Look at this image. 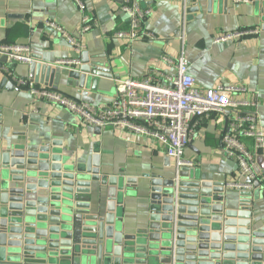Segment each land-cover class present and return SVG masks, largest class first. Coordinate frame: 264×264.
Here are the masks:
<instances>
[{
  "label": "crops",
  "instance_id": "obj_1",
  "mask_svg": "<svg viewBox=\"0 0 264 264\" xmlns=\"http://www.w3.org/2000/svg\"><path fill=\"white\" fill-rule=\"evenodd\" d=\"M252 2L226 0L225 11L219 9L207 14L206 0H202L198 13L182 16L181 4L176 0H144L140 6L149 8L151 15L141 28L155 40L129 43L114 38L116 33L128 30L129 25L127 15L113 0L84 1V13L94 25L86 33H82L81 14L73 0H0V44L27 45L32 59L36 57L38 63L58 67V62L73 60L77 55L64 37L45 25L56 23L68 35L81 40L83 52L92 62L110 69L111 79L98 78L94 86L85 85L81 90L77 82L66 83L63 75L58 80L56 91L95 107L110 104L118 80L150 77L153 82L163 83L175 70L162 63L160 57L167 55L176 59L183 52L188 74L198 89L231 87L234 91L227 96L233 101L256 100L258 117L264 127V33L252 14ZM23 29L27 30L26 36L22 35ZM248 29L256 30L257 35L214 42L220 34ZM28 66L7 61L0 67V82L5 77L13 85L12 90L0 89L2 136L8 138L14 134L11 138L15 142L27 139L32 144L55 141L78 160H85L95 151L100 155L102 173L137 178V187L124 200L122 218L128 233L144 226L146 190L139 184L146 180L141 176L174 173L173 161L158 143L147 137L86 125L64 108L33 100L11 80L29 81ZM72 68L78 67L67 69ZM230 117L231 111H228V117L223 120L215 113L201 119L183 157L192 164V168L184 170L195 169L203 179L224 183L225 199L234 204L239 200V191L231 186L242 180L236 161L221 144ZM250 192L255 201L248 210L252 212L255 226L264 227L263 189L259 194L255 189Z\"/></svg>",
  "mask_w": 264,
  "mask_h": 264
},
{
  "label": "water",
  "instance_id": "obj_2",
  "mask_svg": "<svg viewBox=\"0 0 264 264\" xmlns=\"http://www.w3.org/2000/svg\"><path fill=\"white\" fill-rule=\"evenodd\" d=\"M201 2H188L185 14L198 13ZM252 3L264 33V0ZM205 4L207 14L226 9V0ZM33 59L28 80L53 90L62 75L80 90L89 79L112 78L86 52L72 69ZM6 63L1 57L0 67ZM0 89L13 85L4 77ZM1 128L0 112V264H264V227L248 210L250 191L229 204L224 183L195 169L142 175L147 222L128 233L122 211L137 178L102 173L95 151L78 160L60 143L15 142ZM255 160V171L263 170L264 156Z\"/></svg>",
  "mask_w": 264,
  "mask_h": 264
},
{
  "label": "built area",
  "instance_id": "obj_3",
  "mask_svg": "<svg viewBox=\"0 0 264 264\" xmlns=\"http://www.w3.org/2000/svg\"><path fill=\"white\" fill-rule=\"evenodd\" d=\"M85 0H73L81 14L82 33L89 32L93 23L84 13ZM119 3L120 10L128 17L129 28L118 32L114 38L134 43L140 40L154 41L150 33L142 30L143 22L151 15L149 8H141L144 0H113ZM181 4V15H186L188 2L176 0ZM235 3H249L253 0H233ZM48 30L59 33L74 50L77 58L58 62L61 68L79 67L83 45L81 40L68 35L53 22L45 24ZM256 30H244L235 34H220L214 42L222 43L232 38L257 35ZM7 61L30 65L33 62L31 50L27 45L0 44V58ZM162 63L173 67V76L163 83L153 82L150 77L142 80L122 79L116 81L115 95L110 104L95 107L78 102L42 85L30 81L11 78L20 89L25 90L35 101L44 102L73 113L86 124L99 129H116L123 134L147 137L158 143L168 159L174 163L175 174L192 164L184 160V151L201 119L217 114L221 120L231 111V117L221 137V144L229 157L236 161L241 182L231 187L237 191H252L254 183L264 192V169L255 171L256 156H264V127L258 117L257 101H233L227 96L234 91L229 88L200 90L188 74L183 52L176 59L167 55L160 57ZM233 112V116H232ZM129 140V138H126ZM250 144L248 146L247 142ZM173 173V174H174Z\"/></svg>",
  "mask_w": 264,
  "mask_h": 264
},
{
  "label": "rangeland",
  "instance_id": "obj_4",
  "mask_svg": "<svg viewBox=\"0 0 264 264\" xmlns=\"http://www.w3.org/2000/svg\"><path fill=\"white\" fill-rule=\"evenodd\" d=\"M96 81V80H95ZM95 84V82L92 80V79H89L88 81H87V86H93ZM262 191V189H257L256 190V194H259L260 192Z\"/></svg>",
  "mask_w": 264,
  "mask_h": 264
},
{
  "label": "trees",
  "instance_id": "obj_5",
  "mask_svg": "<svg viewBox=\"0 0 264 264\" xmlns=\"http://www.w3.org/2000/svg\"><path fill=\"white\" fill-rule=\"evenodd\" d=\"M22 35H23V36H26V35H27V30H26V29H23V30H22Z\"/></svg>",
  "mask_w": 264,
  "mask_h": 264
}]
</instances>
